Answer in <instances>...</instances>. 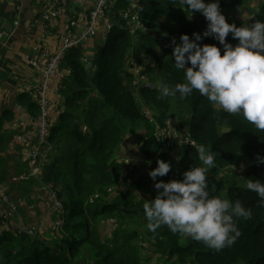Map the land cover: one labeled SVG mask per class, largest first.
Masks as SVG:
<instances>
[{
  "label": "trees",
  "instance_id": "1",
  "mask_svg": "<svg viewBox=\"0 0 264 264\" xmlns=\"http://www.w3.org/2000/svg\"><path fill=\"white\" fill-rule=\"evenodd\" d=\"M252 2L220 0V8L224 15L236 14L242 8L251 12L246 25L264 21V0H259L258 9L249 6ZM139 3L141 20L151 31L140 33L136 46L133 47L120 18L129 0H116L107 14L112 28L93 56L92 68L87 69L83 63V51L79 46L68 48L61 60V66L68 68L70 75L60 84L63 109L49 135L55 154L48 163L46 179H42L51 183L62 199L66 233L56 240L39 239L19 231L20 226L13 227L9 219L0 214V264H76L79 258L78 264H145L151 258L144 257L141 244L136 241L141 238L140 233L144 242L154 248L155 254L178 264H264V203L245 187L246 179L264 182V163L260 162L264 158V132L255 129L240 115L214 108L198 91L184 99L179 96L160 98L161 82L171 86L185 82L183 70L176 69L172 57L173 39L178 44L182 34L189 35L190 39H194L193 33L203 36L207 21L200 13H194L189 20V13L168 0H139ZM151 12L158 15L168 13L177 21L176 28L171 29L164 19L151 21L153 18L148 15ZM160 40L162 47L158 48ZM226 41L237 44L231 33ZM198 43L215 44L222 49L212 37H205ZM154 54L158 56L156 61ZM132 59L144 67L142 74L155 81L157 86H141L137 94L136 86L132 84L135 78L130 68ZM189 66L190 63L186 64ZM17 101L33 116L38 115V107L26 93L20 94ZM144 108L152 113V120L159 126H163L169 117L181 115L183 127H187L197 146H210L217 153L216 166L208 174L210 193L233 202L239 200L252 213L250 219L237 220L241 235L230 247L216 251L187 235L172 233L167 226L155 233L147 229L143 204L157 195L155 183L182 180L185 171L200 165L197 148L191 145L181 146L175 160L171 148H163L162 143L146 135L138 147L142 160L151 162V171L158 166V160L170 162V172L157 177L156 181L150 177L139 178V199L132 190H121L113 196L107 192L108 189L114 191L118 181L126 182V176L121 174L122 162L116 158L123 145L122 138H126L124 121L128 120L131 129L146 124L150 120ZM11 118V110L4 109L0 114V186L5 187L7 196L14 185L24 188L37 184L31 177L26 180L17 178L4 185L8 157H5L7 138L3 129ZM237 165L240 169L238 173L232 170L231 179L222 175L224 170ZM22 170L18 169L14 177L28 174V164ZM34 191L37 193V189ZM13 199L16 200L14 197L10 200L17 206V211L11 219L18 221V213L26 214V208ZM28 199L27 203L30 202L29 196ZM3 204V208L8 209ZM110 219L115 220L116 226L110 236H102L101 223ZM131 225L141 229H132ZM73 231L83 235L75 236ZM44 234L50 237V228Z\"/></svg>",
  "mask_w": 264,
  "mask_h": 264
},
{
  "label": "clouds",
  "instance_id": "2",
  "mask_svg": "<svg viewBox=\"0 0 264 264\" xmlns=\"http://www.w3.org/2000/svg\"><path fill=\"white\" fill-rule=\"evenodd\" d=\"M168 2L189 13V20H191L194 13L202 14L207 21V28L203 36L200 33H193L194 39H190L187 34L180 36V43L178 44L173 39L172 57H174L176 69L183 70L185 82L177 83L174 86L161 82L159 86L160 98H176L179 96L180 99H184L194 91H198L201 96L206 97L211 102L214 108L218 106L220 110L228 114L240 115L255 129L264 132V21L257 20L254 23L241 25L240 27H237L234 23L230 24L221 11L220 0H210L207 3L205 0H168ZM146 28L149 32V28L147 26ZM230 33L233 39L238 40L237 44L233 45L226 41ZM128 35L131 38L129 33ZM205 37H212L217 40L222 45V49L215 44L201 45L198 43ZM138 43L139 37L137 43L133 42V47ZM222 50L223 55H221ZM83 57L86 56L83 54ZM90 62L92 61L90 60ZM133 62L140 68V74L146 78L147 83L151 85L147 86L145 84L143 86L150 88L157 86L155 81L149 80L145 74H142L141 71L144 67L142 68L132 59L130 68L134 76ZM189 63L190 66L186 67V64ZM66 75H70V70L69 74ZM140 87H136V91ZM151 119L153 118L151 117ZM151 121L154 123L155 128L159 126L154 120ZM82 129L85 131V127ZM184 131L190 135L187 128ZM151 136L153 137V133ZM194 143L197 146L195 141ZM51 145L53 149L48 154L45 164L54 152V145ZM191 146L195 147L194 145ZM195 148H197L200 161L199 166L191 167L185 171L182 180L155 183L157 195L154 199L143 204L147 229L155 233L162 226H167L172 233L187 235L194 241L203 242L210 249L220 251L233 245L241 235L237 220L240 218L250 219L252 213L239 200L233 202L223 196L210 193L208 174L216 166L217 153L213 152L210 146L203 144ZM137 153L139 154L138 148ZM260 162L264 163V158ZM45 164L42 167L39 181L35 180L39 187L47 185L55 193L51 183L43 182L42 173ZM157 165L155 169L149 172L150 178L154 181L157 177L167 175L172 168L171 163L164 160H158ZM245 187L248 191L256 193L261 202L264 203V182L259 179H246ZM212 191H215L214 185ZM107 192L111 196L115 194L110 189ZM112 193L114 194L112 195ZM40 194L43 196L42 201L46 208L44 219L53 220L54 222L59 219L61 221L59 228H61L64 224L62 199L55 193L61 204V211L58 212L51 210L46 205V192L41 191ZM7 197L9 198V196ZM95 198H97V195ZM4 210L6 209L3 208L2 217ZM51 213L53 214L52 219L49 218ZM46 221L36 225V227L41 229ZM58 230L54 233H59ZM40 231L38 233L41 235Z\"/></svg>",
  "mask_w": 264,
  "mask_h": 264
},
{
  "label": "crops",
  "instance_id": "3",
  "mask_svg": "<svg viewBox=\"0 0 264 264\" xmlns=\"http://www.w3.org/2000/svg\"><path fill=\"white\" fill-rule=\"evenodd\" d=\"M47 1L49 0H0V32L12 34L10 40L6 36L2 38L4 44L5 41L9 40V46L7 42L6 46L0 47V114L4 109L11 110L14 106L20 104L17 98L20 94L25 93V88L27 86L38 87L40 78L38 68L43 66L44 60L34 49L39 48L40 51H48L50 54H56L69 35L72 38H76L80 31V27L83 28L87 24V16L89 11L93 8L95 0H60L62 11L56 20L45 18L43 4ZM160 14L161 13L158 15L157 13L151 12L148 15L152 16L153 19L151 21L157 22L164 19L163 15ZM73 19L76 20V23L71 25L70 22ZM32 22L36 25L35 27L30 26ZM173 23V25L168 23L171 29L176 28L177 21ZM103 32L104 29L100 25L93 37L79 45L84 56L89 60L93 61V56L103 45ZM30 60L34 61L37 66L29 63ZM62 68L65 69L66 67L62 66ZM86 68L89 69L87 66ZM68 76L69 75H66L64 78ZM64 78L55 79L49 86V119L51 125L56 122L63 109L61 106L63 96L59 90L60 84ZM55 91L58 93V98L55 96ZM3 130L7 138L5 147V157L6 159L8 157L7 166L10 169L13 168L14 171L21 168L24 170L27 166V151L16 143V132L13 128V115L11 120L5 123ZM133 152H137V149ZM53 154H55V148ZM53 154L49 156L43 172H46L48 163L51 161ZM13 173L15 174V172ZM11 176L12 181L19 178V176L14 177L13 174ZM0 187L4 191L5 187ZM32 189L34 188H32L31 185L24 188L14 185V188L10 189L9 198L12 199L14 197L16 200H13L19 203L22 201H29L28 196L33 193ZM42 198L43 196L40 198L41 200H39L36 195L35 199L30 198L32 200H38V205L32 204L31 209L26 208L27 206L24 205L26 214L23 215L20 212V218L24 220V216L27 218L29 215L30 217L33 215L34 217L32 218H34L35 223H37L35 225H40L43 221H46L47 219H44L46 208ZM52 217L53 214L51 213L49 218L52 219ZM14 222L17 223L18 221ZM16 223L14 224L15 226H17ZM42 229L43 232L48 230L45 226H42Z\"/></svg>",
  "mask_w": 264,
  "mask_h": 264
},
{
  "label": "built area",
  "instance_id": "4",
  "mask_svg": "<svg viewBox=\"0 0 264 264\" xmlns=\"http://www.w3.org/2000/svg\"><path fill=\"white\" fill-rule=\"evenodd\" d=\"M116 0H95L93 8L89 11L87 16V24L81 28L76 38H72L70 35L64 41L62 47L56 54H50L48 51H40L39 48L34 49L38 52L44 60L43 66H40L39 73V85L27 86L25 93L29 96L32 102L36 104L39 109V114L33 116L30 111L20 104L11 109L13 115V128L16 132V143L21 145L26 151V162L28 164V174H22L19 179L35 178L39 181L42 167L45 164L48 154L52 151L53 147L48 141L51 129V121L49 119V86L55 79H60L69 74V69L61 68V60L66 50L72 46H79L83 42H86L89 38L93 37L99 26L104 29L103 38L107 31L112 27V22L108 18V13L112 4ZM62 8L60 0H49L43 4V13L45 18L56 20L61 14ZM140 3L139 0H130L127 8L121 13V19L125 23V28L130 34L134 43L138 42V37L141 32H147L148 29L143 24L139 16ZM76 20H71L70 24L74 25ZM31 27L36 25L32 22ZM6 36L9 40L12 38V34L6 32H0V47L9 46V40L2 42V38ZM27 59V58H26ZM28 60V59H27ZM83 63L89 68H92L91 62L87 57L82 58ZM34 66H37L34 61H29ZM132 67L135 70V79L133 85L136 87L147 85L146 78L140 74V68L135 62L132 63ZM58 98L57 91L54 92ZM144 112L150 117L151 112L145 109ZM150 120H152L150 118ZM153 137L156 141L162 143L163 148H172L175 144L179 146L194 145V141L190 138V135L186 131H181L174 125L172 117L166 119L163 126H156ZM177 147V146H176ZM41 191H45L47 194L46 205L54 211H61V204L57 199L55 193L47 186L41 185ZM0 201L7 205L3 217L11 219L13 214L16 213V206L9 200L0 188ZM61 226V221L58 219L52 225V230L57 231ZM40 228L36 226H20L19 231H22L28 235L35 236Z\"/></svg>",
  "mask_w": 264,
  "mask_h": 264
},
{
  "label": "rangeland",
  "instance_id": "5",
  "mask_svg": "<svg viewBox=\"0 0 264 264\" xmlns=\"http://www.w3.org/2000/svg\"><path fill=\"white\" fill-rule=\"evenodd\" d=\"M258 5H259V0H253L252 4H250L249 6L255 8V9H258ZM176 10V9H175ZM251 10V9H250ZM173 16H175L176 12L173 11ZM242 13V14H241ZM251 12H246L245 10H243V8L241 10H239L236 14H230V13H226L225 17H226V21L228 23H234L237 27H240L241 25H246V23L248 22L251 14ZM161 14L163 15L165 21H167L169 24L173 25L174 23L173 22H176V20L174 19V17L172 18L171 15H169L168 13L167 14H163L161 12ZM160 14V15H161ZM250 14V15H249ZM176 19L178 20L179 19V16L177 15L176 16ZM160 39V38H159ZM236 43H238V40H236ZM158 46V45H157ZM110 47V45H109ZM162 47V41L160 40L159 41V46L158 48ZM158 74V73H157ZM147 75V74H146ZM139 92V89H137V94ZM140 102V101H139ZM142 106H143V103H142ZM218 108V106H217ZM151 118V117H150ZM149 118V120H150ZM173 120H174V125L175 127L177 126L179 129H182L184 131V129H186L187 127H183V124L181 122V115H179L177 118H174L172 117ZM166 122V120L164 121V123ZM124 124H125V130H124V134L126 135V138H122V143L123 145L121 144V147L119 148L118 152H117V157L118 158V161H121L122 162V168H121V174L123 177L126 176V182L124 181H118L116 183V186H115V189H114V193H118L120 192L121 190L124 191V190H132L134 191L136 194H137V198L139 199V197L141 196V192H140V187L137 185V181H139L138 179L139 178H149V172L151 171V167H150V163L151 162H144L141 158V156L137 153V152H133L135 149H137L141 143H142V140L144 139V137L146 135H152L153 133V130L155 128L154 126V123L150 120V121H147L146 124H143L141 123L140 126L138 127V129H131L130 128V124L128 122V120H125L124 121ZM126 142V143H125ZM128 142V143H127ZM180 144H175L171 149L172 151L170 152L171 155L175 158V160L177 159L176 157V152H180ZM177 146V147H176ZM123 147V148H122ZM6 152V150H5ZM240 169V166L237 165V166H233V168H230V169H226L224 170V174H222L223 176L231 179L233 177V172L232 170H234L235 172L238 173ZM6 172L7 174L5 175L6 179L4 181V185H6L7 183H9L10 181H12V179L10 178V176L12 174H14L13 172H16L13 170V168H9L7 165H6ZM46 172L48 173V171L46 170ZM46 172H43V175H42V178L43 179H46L47 177V173ZM227 174H230V175H227ZM2 185V184H1ZM32 194L29 196V198H33L35 199V195L38 197L39 200H41L40 198L42 197V195L40 194L41 191H40V187L39 185L37 184H32ZM35 189H37V193L34 191ZM40 193H39V192ZM112 193V195L114 194ZM35 205L36 206L38 205V200H32L30 199V202L27 203V201H22L19 203V205H26L27 207L26 208H29L31 209V206ZM3 204H0V214H1V211H3ZM30 205V206H29ZM38 208V207H37ZM37 211V209H36ZM18 222H14V220H9V223L15 227V223L18 225V226H23V225H26V226H36L35 224V219L32 218L34 217L32 215V217H30V215L26 218V216H24V220L22 218H20V214L18 215ZM22 219V220H21ZM39 222V221H38ZM53 220H47L43 226L47 227V228H50L51 230L50 231H53L51 233V236L48 237V236H45L46 234H42V227H41V235L38 233L36 235V237H38L39 239L42 237L45 238V240H56L59 238V236H62L64 233H66V231L64 230L63 226L61 228H59L58 232L59 233H54L55 231L52 230V224H53ZM42 223V221H41ZM39 225V224H38ZM5 226L2 225V228ZM116 226V223H115V220L112 219V221H107V222H102L101 223V234L102 236H110V233L112 231V229H114ZM132 229L134 228H138L139 230L141 229L140 226H136V225H131ZM72 234H74L75 236H78V237H81L83 234L82 232H78V231H73ZM140 236L141 238H137V242L139 244H141V247H142V253L144 255L145 258H151L150 259V262H146L145 264H178L177 262L175 263L174 260H165L166 258H162L160 256H158L157 254H155L153 252V247L149 244V243H146L144 242V240L142 239V233H140ZM141 242V243H140ZM89 254L87 253L86 256H88ZM81 261V259L79 258L77 261H76V264H78L79 262ZM85 261H87V259L85 258Z\"/></svg>",
  "mask_w": 264,
  "mask_h": 264
},
{
  "label": "water",
  "instance_id": "6",
  "mask_svg": "<svg viewBox=\"0 0 264 264\" xmlns=\"http://www.w3.org/2000/svg\"><path fill=\"white\" fill-rule=\"evenodd\" d=\"M153 58L155 59V61L157 60L158 56L156 54L153 55Z\"/></svg>",
  "mask_w": 264,
  "mask_h": 264
}]
</instances>
